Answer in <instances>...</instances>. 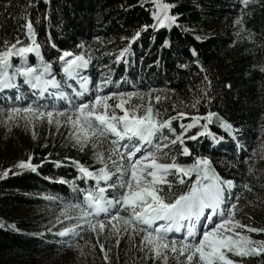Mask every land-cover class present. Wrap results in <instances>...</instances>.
Wrapping results in <instances>:
<instances>
[{
	"label": "trees",
	"instance_id": "16d2710c",
	"mask_svg": "<svg viewBox=\"0 0 264 264\" xmlns=\"http://www.w3.org/2000/svg\"><path fill=\"white\" fill-rule=\"evenodd\" d=\"M165 3L176 22L160 28L153 13L157 4ZM28 19L33 21L44 61L52 62L56 78L62 82L61 89L50 92L62 91L75 103H82L92 98L94 85L106 77L110 83L104 93L144 95L143 101L133 97V104H147V93L156 92L161 100H151L154 111H160V120L178 117L171 126L193 154L178 156V162L187 165L197 157L210 159L216 173L235 185L230 190L231 202L238 197L235 219L264 229V72L260 71L264 67V0H250L248 6L241 0H0V41L10 45L19 38L29 43L23 27ZM237 19L242 24L234 23ZM125 48L127 53L118 59ZM62 51L92 57L82 73L89 82L83 100L74 95L81 91L79 81L64 83L67 78L58 62ZM28 62L38 65L40 58L29 54ZM17 63L14 57L13 64ZM17 84L15 89L22 92H0L4 114L35 99L22 77L17 78ZM46 97L47 101L38 102L65 108V100ZM208 113L214 114L211 123L204 119ZM117 114L123 113L117 110ZM193 116L200 119L185 134L179 124L189 123ZM56 119L62 122L65 118L54 117L52 125L33 119L35 135L29 153L17 163L5 156L0 145V264H124L103 258L102 232L77 228L83 238H76L75 244L65 243L70 236L56 235L77 224L78 209L60 215L65 204L82 199L75 189L90 188L94 183L80 178L73 161L95 171L104 166L96 155L103 152L105 163L112 168L107 140L95 142L93 138L78 145L69 135L70 127L59 126L57 131ZM205 125L212 135L188 139ZM164 133L172 138L167 129ZM180 147L172 146L177 152ZM30 159L35 172L19 166ZM249 166L253 167L250 174ZM106 195L113 193L109 190ZM119 229L122 237L125 227ZM127 231L139 245L145 234L131 227ZM244 234L264 239V233ZM229 257L243 264H264V254L241 258L229 253Z\"/></svg>",
	"mask_w": 264,
	"mask_h": 264
},
{
	"label": "snow or ice",
	"instance_id": "6c2138e0",
	"mask_svg": "<svg viewBox=\"0 0 264 264\" xmlns=\"http://www.w3.org/2000/svg\"><path fill=\"white\" fill-rule=\"evenodd\" d=\"M241 3L248 6L250 0H241ZM156 8L157 11L153 15L158 21L157 27L165 28L176 22L175 16L168 15V4H157ZM234 23L242 24V21L237 19ZM23 27L29 43L25 44L19 38L10 45L0 41V89H15L18 87L17 78L22 77L23 82L33 90L34 97L44 99L51 96L54 100L59 98L66 101V106L59 109L34 99L22 107L13 106L8 109L6 119L13 120L18 117L19 120L25 121L27 126L32 124L33 119L52 125L54 117H64V126L70 127L69 135L74 137L76 144L83 146L93 138H96L95 142L103 138L109 144L107 151L108 160L112 164L111 170L105 163L103 152L96 155L97 160L104 166L95 171L73 161L77 165L80 178L94 183L90 188L75 189L82 193V199L65 204L60 215L66 216L71 210L78 209L80 215L76 217L77 224L75 227L57 231L56 235L70 236L65 243L75 244L76 238H83L77 228L100 233L107 225L111 226L110 234L115 232L119 235L120 230L113 221H121L125 231L131 227L133 231L144 233L141 243L146 242L148 250L154 251L155 257L162 259L164 264H167V252L178 253V264H243L242 260L230 258L229 253L233 257L241 258L264 254V239L255 240L244 234H260L264 233V229L241 224L235 219L238 197L228 202L230 190L235 187L233 181L222 179L208 158L197 157L187 165L178 162V156L193 155L189 148L184 146L183 136L176 135L171 126L172 120L178 117L160 120V111H154L150 92L147 93V104L131 103L133 97L140 101L145 99L144 95L137 92L104 93L105 87L110 83V77L94 85L95 94L90 100L82 103H75L72 97L62 91L50 92V89H61L62 82L56 78L52 62H45L43 59L33 21L26 20ZM127 51V48L122 50L118 59H123ZM29 54L40 58L38 65L28 62ZM193 55H196L195 51ZM14 57L18 60L16 65L13 64ZM91 59V55L86 57L85 54H74L72 51H62L58 57L60 71L67 78L64 83L68 80L79 81L81 91H75L74 95L80 100L88 94L89 82L82 73L88 69ZM260 71L264 72V67H261ZM68 86L71 88V85ZM113 99L116 102L109 104L108 101ZM155 100L159 103L161 97L156 96ZM141 109L142 114H138ZM117 110L123 114L118 115ZM4 112L5 110L0 108V116ZM213 115L208 113L204 119L211 123ZM178 116L185 117V114L179 113ZM199 119L193 116L189 123L181 122L179 127L186 134ZM60 123L59 119L55 120L57 131ZM165 129L172 138L164 133ZM205 134L212 135L206 125L203 131L188 139H196L197 136ZM124 141L126 143H122ZM177 144L181 145L178 152L172 148ZM19 166L36 171L31 159ZM252 171L253 167L249 166V174ZM7 174L4 173L5 176ZM113 176L116 177L115 180L112 179ZM245 188L252 191L247 184ZM109 190L113 195H106ZM124 211L127 215L121 216ZM206 212V222L211 223V227L198 233L196 223ZM212 217L218 219L213 222ZM81 220L83 224L79 223ZM236 229H243L244 232H237ZM172 233L180 236L179 241L170 235ZM97 242L99 243L98 239ZM116 243H119V239ZM100 248L104 253L103 258L107 260L102 244ZM180 257L184 260L180 261Z\"/></svg>",
	"mask_w": 264,
	"mask_h": 264
},
{
	"label": "rangeland",
	"instance_id": "374dc122",
	"mask_svg": "<svg viewBox=\"0 0 264 264\" xmlns=\"http://www.w3.org/2000/svg\"><path fill=\"white\" fill-rule=\"evenodd\" d=\"M28 91L29 94L33 95L34 97L33 90L30 88ZM17 92H22V90L17 88L10 91V93ZM156 96V92H152L151 100L155 99ZM146 100L149 101L148 96L146 97ZM115 102V99L108 101L109 104H114ZM33 122L32 124H27L26 126V122L19 120L18 117L14 118L13 120H7L6 114H4V116L0 119V145L3 147L5 156L11 159L13 163H17L20 157L29 153L31 140L33 138ZM198 125L200 126V124ZM60 126L62 129H68V127L64 126L63 121L60 123ZM71 139L75 142L73 136H71ZM122 143L126 142L124 141ZM262 150L264 152V146L262 147ZM225 195L227 196V193ZM217 219V217H212L213 222H215ZM206 220L207 212L205 216L196 223V230L198 233L203 232L211 227V223L206 222ZM113 224H115L118 228L119 226L123 228L125 227L121 221H113ZM110 229L111 226L107 225L103 230L101 244L108 255L107 257H111L112 261L117 259L119 262L123 261L124 264H164L162 259L155 257L154 251L148 250V245L146 242L143 244L140 243L138 245L132 233L129 231H125L121 237L120 234L117 235L115 232H111L110 234ZM170 235L179 241L180 236L178 234L172 233ZM199 238L200 237L198 235L197 239ZM117 239H119L118 244L116 243ZM177 247L179 248V243L177 244ZM75 254L79 256V253ZM166 254L167 264H178L176 260L178 253L173 254L171 252H167ZM183 260L184 258L180 257V261Z\"/></svg>",
	"mask_w": 264,
	"mask_h": 264
}]
</instances>
